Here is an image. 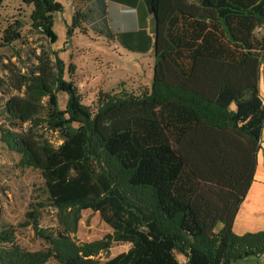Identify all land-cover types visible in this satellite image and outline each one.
Segmentation results:
<instances>
[{
	"label": "trees",
	"instance_id": "1",
	"mask_svg": "<svg viewBox=\"0 0 264 264\" xmlns=\"http://www.w3.org/2000/svg\"><path fill=\"white\" fill-rule=\"evenodd\" d=\"M22 2L43 42L26 38L23 73L4 65L22 95L3 104L0 140L43 178L46 197L29 204L20 224L31 226L42 248H22L0 219V264H233L263 254L264 230L237 235L232 222L264 125V34H256L264 29V0H151V86L137 95L99 92L94 111L65 80L52 47L60 5ZM20 28L19 21L7 26L2 44L20 40ZM60 92L68 95L64 109ZM38 128L60 143L37 137ZM45 208L55 225H40ZM85 209L111 232L77 242L72 234ZM114 242L129 248L101 260Z\"/></svg>",
	"mask_w": 264,
	"mask_h": 264
},
{
	"label": "rangeland",
	"instance_id": "2",
	"mask_svg": "<svg viewBox=\"0 0 264 264\" xmlns=\"http://www.w3.org/2000/svg\"><path fill=\"white\" fill-rule=\"evenodd\" d=\"M61 9L53 14L52 28L56 35L53 49L58 51L59 58L65 64L64 78L73 82L80 96L81 104L89 107L92 111L96 109L97 94L99 92L119 93L121 91L139 94L143 89H149L152 77L147 81L145 76L128 75L126 70H131L134 65L130 57L116 56L110 47L101 40H96L80 33L77 27H72V21H66L63 17L62 6L66 0H54ZM32 7L26 5L22 0H3L0 3V127L6 128L3 116V104L6 99L13 95H22L21 90L14 88L16 76H12L4 65L20 68V73L25 71L22 61L26 64L28 50L26 49V38L36 40L34 46L42 43L40 35L31 30L30 13ZM14 21L21 23L19 29L22 38L9 45L2 44L3 30L12 25ZM68 29L73 32L68 34ZM257 35H263L261 28L256 29ZM68 42V46L65 43ZM114 53V54H113ZM73 69L69 71V64ZM17 72V70H16ZM2 83V84H1ZM259 91L264 103V66L259 79ZM67 94L58 93V105L64 109ZM26 123L22 129H26ZM20 129V128H18ZM37 137H42L57 146L60 141L56 133L49 132L43 128L35 130ZM264 133V132H263ZM46 197L43 178L40 172L34 168L24 167L20 164L18 153L10 150L0 140V219L3 223L13 227L17 243L24 249L37 250L42 248V242L34 235L31 226H20L24 221V214L33 201H41ZM40 225L49 227L55 225V213L49 208L42 212ZM111 228L100 218L98 212L90 209L81 211L80 220L75 233L72 234L77 242L93 241L102 238ZM129 248L128 243L114 242L107 253H100L101 260L105 256H114ZM180 261H183L180 258ZM254 257L238 260L236 264H255ZM264 264V258L259 261Z\"/></svg>",
	"mask_w": 264,
	"mask_h": 264
},
{
	"label": "crops",
	"instance_id": "3",
	"mask_svg": "<svg viewBox=\"0 0 264 264\" xmlns=\"http://www.w3.org/2000/svg\"><path fill=\"white\" fill-rule=\"evenodd\" d=\"M66 1L62 6V16L66 17V21H73L77 12L79 21L76 27L81 34L105 42L116 56L124 55L133 59L132 69L126 70L128 75H142L146 77V81L149 76L152 77L155 21L150 8L151 0ZM68 44L66 42L65 46ZM263 132L264 125L253 179L233 218L232 231L237 235L264 230ZM251 257L256 259L255 264H259L264 253Z\"/></svg>",
	"mask_w": 264,
	"mask_h": 264
}]
</instances>
